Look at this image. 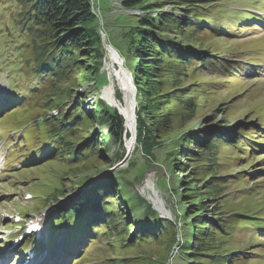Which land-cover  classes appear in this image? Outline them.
Listing matches in <instances>:
<instances>
[{"label":"rangeland","instance_id":"374dc122","mask_svg":"<svg viewBox=\"0 0 264 264\" xmlns=\"http://www.w3.org/2000/svg\"><path fill=\"white\" fill-rule=\"evenodd\" d=\"M91 1L93 2V0ZM261 1L263 0L203 1V5H206V8L202 11L208 10L209 13L207 15L210 17L215 9H218L216 6L223 7L220 8L221 13L218 12L219 15L211 17L212 22L209 26L212 30L211 33L195 35L196 38H199V41L205 42L203 44V52L207 53L204 56L208 58L211 55L208 50L215 51L216 54L211 59L213 62L228 61L236 69L230 71L229 77L226 75L227 71L222 68L215 71H209L204 68L198 69L199 71H196V74L191 76H195L194 81L188 84L197 85L198 83H203L205 86L204 88H196L200 107H198L199 111H197L195 118L187 114L186 120L179 121L176 119V113L179 111L177 110L174 113L173 110L177 109L175 107L176 103H178L176 101L177 98L172 102H163L164 100L162 99L156 100L163 103L155 111L154 106H152L154 102L151 103L152 105L149 104L151 112L147 123L158 129L155 132L158 133L159 130H162L159 128L161 123L165 122V116L171 115L172 122L167 130L163 128L164 132H161L162 138H160L161 134L156 137L160 142L159 147L155 149L154 158L148 160L140 155L141 151L139 146H137V138L133 136L129 139H124L126 156L123 160H119L116 157L119 146L112 143L108 144L104 139L103 134L107 127L101 124L100 120L92 121L89 119L83 121L88 127H83L78 135L73 134L74 136H70L71 140H78V143L72 146V150L76 149L75 152L78 153L81 152L79 148L88 140L96 142L93 144L97 145V152L89 161H82L77 165V162L68 160L66 154H63V158L58 154L51 163L43 165V162H40L41 164L38 166L16 173L12 171H18L20 168L13 163L3 175V178L1 177L0 179V238L6 240L0 239V248L8 249L14 237L7 236L8 229L15 223L13 220L8 219L9 216L20 214L23 220L20 226H23L29 221V217L32 218L43 212L47 213L48 226L45 229L47 230L46 235H43L42 238L47 236L51 242L66 244L67 232L72 224L58 225L53 217L57 215L59 210L68 206L71 207L72 204L78 202L82 197L87 199L92 197L94 195L91 194L92 190L99 185L108 183L110 178L114 179L116 191L123 190V187H119V179L126 182V190L128 192L123 190L124 193L120 192L121 195L119 197L121 203L123 202L121 209L123 215L118 216L127 228L126 237L123 240L121 236L116 237L118 230L114 233V236H110L107 233L98 234L99 236L95 235L93 238L98 240L97 243L93 244L91 242L88 244L86 237L88 235H81L72 242L76 243L73 244L75 246L69 251L74 249V254L72 256L67 255V261L64 264H95V262L97 264H120V262L122 264H159L158 261L164 260V257H166V261L169 259L172 264H181V258L176 254L178 252L177 246L173 247L169 241L161 238V236L156 238L147 237L145 241L134 247L129 243L138 229V225H133L135 219H140L139 224L147 226L154 221L147 213L148 207L155 211L157 218L161 220H176L182 229L177 236L182 235L184 237L186 234H192L190 237L191 239L193 238L192 243L188 249L189 256L193 257L196 256L197 250L208 249V247L205 246L207 241L203 240V238L195 237L193 234L195 231H192L190 227H188L189 231L186 230L185 232L183 221L175 219L176 215H178V210L184 209V202H194L197 199L202 204V208L196 209L199 211L198 216L194 218L195 215L192 217L186 215L188 218L187 223H195L197 226L205 227L211 233L213 232V226H221L219 217L220 215L223 216L225 212L227 215L237 211H239L237 213H249L256 216L264 215V130L258 136L261 144L259 142L250 144L253 146L251 151L254 152L252 154H255L252 164L249 161L244 163L239 160L225 158L228 155L238 158L241 157L243 151L249 150L248 146H242L241 144L240 149L244 150H222L221 160L219 159V163L223 165L222 167H209L207 165L202 168L197 161V157L201 152L200 147L203 145L201 141H205L207 135L211 137V139H208L209 142L215 136L220 135L218 134L219 131H226L227 136L237 138L239 132L251 128L260 130L262 122L264 123V69L260 70L259 74L254 75L250 65L254 61L252 57L264 56V50L259 53L251 51L253 43L254 48L257 46L264 47V25L261 28H257L253 26V22L242 24V21L239 22L234 19L242 12L257 9L258 7L250 6V4H261ZM95 3L97 7L94 9L97 12L96 15L99 19L101 31V57H93V48L81 50V54L77 57L79 62L73 67L74 71H72L69 78L71 83L67 88L73 95L72 100H70V102L72 101L71 105L65 101L62 107L48 109L46 113L48 114L47 116L52 117H58V114L61 116L63 111L69 114L74 103H81L83 111L86 114L93 115V112L98 107L101 109L104 107L102 103L105 102L107 105L118 109L121 114H126L129 120L126 121L123 117L125 119L124 129L134 132L136 121L135 123L134 121L131 122V124L129 122L133 120V112L135 113V107H133L136 106L135 99L140 98L131 72L134 70L135 58L130 59L129 54L123 52L119 54L108 44L103 30L107 29L111 35V40L115 38L113 43L120 45L123 29L119 28V26L129 24L128 15H153V13L157 12L150 13V11L155 10L184 18L182 10L185 9L186 2L184 0H143L142 5L144 7L142 9L144 10L140 8L134 10L122 9L119 2L114 0H95ZM19 5L20 2H17V0H0V46L6 47L10 51L20 50L23 47L27 50L26 38L21 37V33L14 29L19 21L17 19V22H14L15 15L20 13ZM179 7H182V9H179ZM215 22L222 23V28L213 27ZM231 24L234 25L231 27ZM215 28L217 30L220 29V31H215ZM19 30L22 31L21 29ZM170 36H173V34L171 33ZM96 48H99V46ZM122 48L126 50L124 46ZM192 48L193 50H198L196 45L192 46ZM22 58L23 53L18 54V59L14 60L17 74L23 70ZM31 58L29 57L30 60ZM150 59L144 65L139 62L136 68H140V66L150 67L151 65V67L156 69L158 67V63L155 61L157 57ZM262 59H258L260 60L259 63L263 62L264 64V58ZM168 61V58L164 57L163 69L166 68ZM95 65L99 69L98 77L93 76ZM204 66H208V63H205ZM140 77L143 89H147L146 78ZM96 78L97 80H95ZM102 79L106 80V82H103ZM154 79L159 80V78ZM166 79H169V77ZM188 84L185 85L186 88H188ZM64 87H67L66 84H64ZM157 87L163 91L162 93L170 91V97H173L176 92L169 90V85L158 84ZM62 88L60 86L59 93ZM0 91L2 92L0 99L5 98L6 94L13 91L5 75L0 76ZM143 91L145 93V90ZM202 93L204 94L203 96L201 95ZM144 99L148 101L147 97H144ZM121 104L124 105L125 109L119 107ZM169 107L172 108L170 111L168 110ZM15 109L12 107L11 110H8L9 114L6 118L3 117L4 114L0 115L1 119L4 118L1 120L4 124L0 128V135H7L9 130L13 132L20 130L22 124H19V121L28 120L27 116L21 118L20 113L15 114L13 112ZM39 113L37 109H32L29 112L32 118L38 117ZM6 120H10V124L6 125ZM75 127L77 128V126ZM29 128L20 132L19 136L21 139L18 141L19 150H27L26 154L30 152V146L34 147L35 150H39L40 142L48 140L44 139L47 135L43 126L34 124L32 129ZM173 132L178 133L177 139L173 141L167 139ZM75 136H78L77 140ZM25 139H29L30 142L25 144ZM179 139H195V142L178 144ZM196 140H198L197 143ZM13 144L15 149H17L18 145L16 142ZM51 146L57 147V144L52 142ZM184 148H187L186 152L183 150ZM189 152L193 156H190ZM54 157L55 154L48 158V161H51ZM132 166H134L133 169H131ZM210 175L217 176V184L207 179ZM186 187H191L194 192H190ZM186 191H189V196L183 197L187 194ZM27 192L43 195L46 201H41L40 206L45 207L35 210V206L39 201L37 199L34 200V197L26 199ZM133 199L137 200L138 209L135 211L130 210V207H134ZM90 202L92 201L88 203ZM220 203L223 204V208H219ZM102 207L104 212H106V207ZM91 208L88 206L85 211L90 212ZM25 209H31L32 211L25 213L23 211ZM221 212L224 213L221 214ZM95 214L96 211L93 209L90 215ZM199 217L200 219L197 220ZM240 218H245V216L242 215ZM231 220L234 219L232 218ZM204 222H208V224H203ZM113 223L114 221H111V227ZM180 228L179 231L181 230ZM141 230L143 231L144 228ZM14 231L16 229L12 232ZM106 232H108L107 229ZM206 233V231L202 232V234ZM215 233L217 237L221 236L218 230H215ZM250 233L244 234V243L239 240L238 248H246L247 253L255 254L243 253L241 255L236 253L235 255L242 259L238 263H243L249 259L262 258V260H256L254 264H264V230L253 234L252 237H250ZM148 234H153L152 230ZM109 241H111V244H109ZM31 242L33 241H26L27 244ZM78 242L80 244H77ZM230 245L232 246V244ZM46 246L47 244H44L42 248L45 249ZM44 256L48 259L51 255L45 250Z\"/></svg>","mask_w":264,"mask_h":264},{"label":"trees","instance_id":"16d2710c","mask_svg":"<svg viewBox=\"0 0 264 264\" xmlns=\"http://www.w3.org/2000/svg\"><path fill=\"white\" fill-rule=\"evenodd\" d=\"M114 1H118L122 9L125 10L142 9V7H144L142 5L143 0ZM184 1L186 2V7L182 10L184 12V18L155 10L150 11V13L157 12L155 14L153 13V15H128L129 24L119 26V28L123 29L120 45H115L113 43L115 38L111 40V35L107 29L103 30L108 44L119 52V54L123 52L129 54L130 59L133 57L135 58L134 70L131 72L138 96H140V98H136V140L137 146H139V150L141 151L140 155L148 160L155 157V149L159 147L160 141H158L156 137L161 134L160 138H162L161 132H164L163 128L167 130L172 124L171 115H167L164 117L165 122L163 121L159 128L162 130H159L158 133L155 132L158 129L147 123L150 119L149 114L151 112L149 104L154 102L152 103L153 105H151L154 106L155 111L163 102H172L177 98L176 101L178 103L175 105L177 109L173 110L174 113H176L177 110L179 111L176 113V119L179 121L186 120L187 114L195 118L197 116V111H199L198 107H200L199 98L196 95V88H204L205 86L203 83H198L197 85L188 84L194 81L193 79L195 76H191L195 75L196 71L203 68L209 71L221 70L222 68L227 71L226 75L229 77L231 74L230 71L236 69V67L234 65L232 66L228 61L213 62L211 59L215 56V51L208 50V53L211 55H209L208 58L205 57L204 55L207 53L203 52V44L205 42L199 41V38L195 37V35L199 33H211L212 30L209 27L212 22L211 17L219 15L218 12L221 13L220 8L223 7L215 9L210 17L207 15L209 13L208 10L202 11L206 8V5H203V1L206 0ZM17 2H20V13L15 15L14 22H17V19H19V21L14 29H21L23 31L22 36L26 38L25 42L27 44V50L22 49L18 54H25L23 57L24 62L28 65L26 67L28 68V86L31 89V91H27V94L31 96L26 100L29 108L22 114L28 116V113L32 109L39 110L40 113L38 117H29L30 120L45 128L46 135L50 138L49 143L54 142L57 144L56 148L60 149L57 153L60 154L61 158H63V154H66L68 160L77 162V165L82 161H89L97 152V145L93 144L96 143L95 141L88 140L79 148L81 152L78 153L75 152L76 149L72 150V146L78 143V136H75L77 141L71 140L69 136L73 134L78 135L83 127H88V125L83 123L84 120H100L101 124L107 127V130L103 134L106 143L118 145L119 149L116 157L119 160H123L126 156L124 147L125 120L116 108L103 102L102 106L104 107L102 109L98 107L97 110L93 112V115H90L83 111L82 105H80L81 103L73 102L74 105L69 111V114L62 110L63 114L54 118L52 116H47L48 114L46 113L48 109L62 107L65 101L71 105L72 101L70 102V100H72L73 95L67 88L71 83L69 78L72 71H74L73 67L79 62V58L77 57L81 54V50L93 48V57H101L100 50L102 48V40L99 19L94 9L97 7L95 0H93V2L91 0H17ZM179 9H182V7H179ZM244 15H250V13H244ZM256 17L257 14H252L246 18H240L239 20L249 22L253 19L258 20ZM233 25H231V27ZM222 26V23H213V27L222 28ZM214 30L220 31L216 28ZM171 33L173 36H170ZM194 45L197 46L198 50H193L192 46ZM97 46H99V48H96ZM123 46L126 50L122 48ZM29 57H32L31 60ZM153 57H157L155 61L158 63V67L156 69L151 67V65L150 67L140 66V68H136L139 62H141V65H144L146 61H150V58ZM164 57H167L169 60L166 68H164L166 71L163 69L162 65ZM205 63H208V66H204ZM98 72L99 69L97 65H95L93 76L98 77ZM140 76L146 78L145 80H147L148 85L146 87L147 89H143ZM167 77H169V79H166ZM33 78L34 80L39 79L45 82V85H43L44 90L40 88L39 91L37 90L38 92L33 94L34 91L32 86H34V83L30 81V79ZM154 78H159V80ZM95 80H97V78ZM102 80L106 82V80ZM64 84H66L67 87H64ZM158 84L165 86L169 85V90L176 91L173 97H170V91L162 93L163 91L157 87ZM186 84H188V88L185 87ZM36 86H39L38 82L35 84L34 88ZM60 86L63 88L59 93L58 90H60ZM143 90H145V93ZM201 95L203 96L204 94L202 93ZM144 97H147L148 101H146ZM15 98L22 100V98L19 97ZM159 99L164 101H156ZM119 107L125 109L123 104ZM170 109L172 108L169 107L168 110L170 111ZM75 126H77V128ZM224 128L226 127L224 126ZM245 130L239 132L237 138L227 136L226 131H219L218 134L220 135L215 136L210 142L208 141V139H211L209 135H207L205 141L202 142L200 140L203 144L200 147V155L197 157L200 166L202 168H205L207 165L209 167H222V163H219L222 150H244L240 149V144L242 146H248L249 150L243 151L241 157L234 158L232 155H228L225 158L239 160L244 163L249 161V163L252 164L255 154H252L254 151H251L253 146L250 144L259 142L258 136L264 130V123L262 122L260 130H254L253 128ZM173 133L168 136L167 139H171L172 141L177 139L178 133H174L175 135ZM178 141V144L182 142L190 143L195 142V139H179ZM197 142L198 140H196V143ZM183 150L186 152L187 148ZM189 155L193 156L191 152H189ZM133 168L134 166H132L131 169ZM207 179H209L210 182L218 183L216 175H210ZM114 183V179L110 178L108 183L95 187L91 193L94 194L93 197L89 199L82 197L78 202L74 203L73 207L65 208L61 211L62 218L66 217L65 214H67L68 218L74 217V222H78L80 225L79 228H82V224L79 221L83 215L82 210L86 208L88 201L95 199V203L91 206H97L101 213L96 214L95 218H93L89 224L87 222V224H85V229H88V227H93V229L100 228L97 230V234L100 233L102 235L107 233L110 236H114V233L119 230L115 236H121L123 240L127 235V228L125 223L122 222L118 216L123 215L121 213L123 202L121 203L119 197L121 195L120 192L124 193L123 190H126V182L119 179V187H123L121 191H116ZM186 189L190 190V192H194L191 187H186ZM186 192L187 194L183 197L189 196V191ZM106 196L107 199L113 201V203L103 202ZM129 198L130 196L128 197V201ZM133 200L134 207H130V210L135 211L138 209L136 205L137 200ZM102 204L106 207V212L101 209ZM183 205L184 209L178 210V215H176L175 219L183 221L182 224L185 225V227H183L185 232L186 230L189 231L188 227H190L192 231H195L193 233L195 237L203 238V240L207 241L205 246L208 247V249L197 250L196 256H189L188 247H190L192 243V239L190 238L192 234H186L184 237H182V235L177 236V234L182 231L177 221H166L157 218L156 212L150 207L147 208V213L154 221L147 226L139 224L141 221L140 219H135L133 225H138V229L129 243L134 247L139 245L140 242L145 241L147 237L156 238L161 236V238L169 241L173 247L177 246L178 252L176 254L180 256L182 261L181 264H245L248 262H250L249 264H254L256 260H259L249 259L245 260L243 263H238V261L242 259L235 255L236 253L241 255L243 253L251 254L247 253L246 248H238V240L249 228V219H242L240 218L241 216H239L243 213H237L239 212L237 211L236 213L227 215L226 212H221V214L224 213L223 216L220 215L219 217L221 226H213V232L211 233V231L205 227L197 226L195 223H187L188 218L186 215H190L189 217L195 215L194 218L198 216L199 211L196 209L202 208V204L196 199L194 202H184ZM219 208H223V204L220 203ZM244 216L251 217L253 215L245 213ZM232 218L234 220H231ZM198 219H200V217L197 218V220ZM111 221H114L112 227L110 225ZM203 224H208V222H204ZM240 224L241 226H238ZM102 226L105 228H102ZM252 226L256 228L255 231L258 227H264L262 217L254 219ZM143 228L145 230L144 232L141 230ZM179 228L181 229L180 231ZM106 229L108 232H106ZM150 230L153 232L151 235L148 234ZM215 230L219 231L220 237L216 236ZM204 231L207 233L202 234ZM109 244H111V241H109ZM229 244H232V246H229ZM226 245H228V247H226ZM158 262L159 264H172L169 259L166 261V257H164V260ZM120 264L122 263L120 262Z\"/></svg>","mask_w":264,"mask_h":264},{"label":"bare ground","instance_id":"6f19581e","mask_svg":"<svg viewBox=\"0 0 264 264\" xmlns=\"http://www.w3.org/2000/svg\"><path fill=\"white\" fill-rule=\"evenodd\" d=\"M39 250L42 251V252L44 253L45 250H47V249H46V248L44 249V248L41 247V248H39Z\"/></svg>","mask_w":264,"mask_h":264}]
</instances>
